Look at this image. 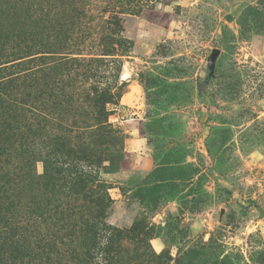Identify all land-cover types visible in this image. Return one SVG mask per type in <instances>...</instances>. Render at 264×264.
<instances>
[{"label": "rangeland", "instance_id": "374dc122", "mask_svg": "<svg viewBox=\"0 0 264 264\" xmlns=\"http://www.w3.org/2000/svg\"><path fill=\"white\" fill-rule=\"evenodd\" d=\"M8 171L68 264H264V0H0Z\"/></svg>", "mask_w": 264, "mask_h": 264}, {"label": "trees", "instance_id": "16d2710c", "mask_svg": "<svg viewBox=\"0 0 264 264\" xmlns=\"http://www.w3.org/2000/svg\"><path fill=\"white\" fill-rule=\"evenodd\" d=\"M206 82L207 80L202 82V86ZM72 167H74L72 174L69 175L71 181L87 175L85 174L87 166ZM65 170H69V167ZM11 174V171H8L0 175V183L11 184L9 182L13 180L10 178ZM12 184H14L13 188L17 185L19 187L18 183L15 184V180ZM2 186L0 191L6 188ZM2 200L3 198L0 197V264H68L71 262L73 251L69 253V249H65L69 243L62 237L59 240L54 235L59 240L57 241L50 235L51 233L42 229L40 219L37 220L36 215L30 214L32 205L6 206V202L9 203L11 200L8 198L4 202ZM99 228L94 227L91 235L94 236L95 244L86 250H92V253L83 251L85 253L82 252L84 257L81 258L80 264H116L110 248L114 229L110 228L100 233L103 230Z\"/></svg>", "mask_w": 264, "mask_h": 264}, {"label": "water", "instance_id": "95a60500", "mask_svg": "<svg viewBox=\"0 0 264 264\" xmlns=\"http://www.w3.org/2000/svg\"><path fill=\"white\" fill-rule=\"evenodd\" d=\"M219 53H220V50L216 48L213 50L212 54L210 55V59H209V65L211 68L210 74H212L214 71L216 57L217 55H219Z\"/></svg>", "mask_w": 264, "mask_h": 264}]
</instances>
